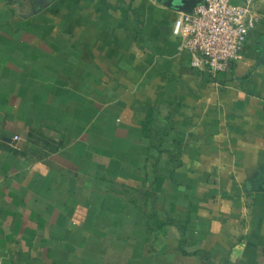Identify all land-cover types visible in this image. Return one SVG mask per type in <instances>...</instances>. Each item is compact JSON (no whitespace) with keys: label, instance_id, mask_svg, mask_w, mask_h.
Returning a JSON list of instances; mask_svg holds the SVG:
<instances>
[{"label":"crops","instance_id":"obj_1","mask_svg":"<svg viewBox=\"0 0 264 264\" xmlns=\"http://www.w3.org/2000/svg\"><path fill=\"white\" fill-rule=\"evenodd\" d=\"M169 1L0 0V264H264V0L215 79Z\"/></svg>","mask_w":264,"mask_h":264},{"label":"built area","instance_id":"obj_2","mask_svg":"<svg viewBox=\"0 0 264 264\" xmlns=\"http://www.w3.org/2000/svg\"><path fill=\"white\" fill-rule=\"evenodd\" d=\"M262 0H202L179 12L172 25L179 52L192 69L215 79L242 59L250 33L261 19ZM18 140L19 137H16Z\"/></svg>","mask_w":264,"mask_h":264},{"label":"water","instance_id":"obj_3","mask_svg":"<svg viewBox=\"0 0 264 264\" xmlns=\"http://www.w3.org/2000/svg\"><path fill=\"white\" fill-rule=\"evenodd\" d=\"M202 0H180L179 3L175 2V0H170L166 4L169 7H173L174 9L180 12H192L193 7L200 3ZM264 50V47H263ZM261 61H264V55L260 58Z\"/></svg>","mask_w":264,"mask_h":264}]
</instances>
